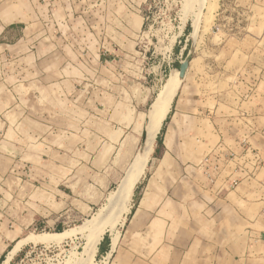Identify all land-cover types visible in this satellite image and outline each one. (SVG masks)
Here are the masks:
<instances>
[{
	"label": "rangeland",
	"instance_id": "374dc122",
	"mask_svg": "<svg viewBox=\"0 0 264 264\" xmlns=\"http://www.w3.org/2000/svg\"><path fill=\"white\" fill-rule=\"evenodd\" d=\"M18 1L3 4L1 12L24 14L25 6ZM140 1L89 0L84 6L30 7L41 17L39 25L43 24L53 38L45 41L47 46L37 48L36 56L32 53L22 60V55L17 56V61L33 67L16 73L20 84L17 92L23 95L17 109L23 111L29 106L35 114L48 116L43 122L46 126L19 122L8 112L0 119L1 127L9 119L17 125V132L10 129L0 135L5 141L0 147V166L5 173L0 180V259L3 255L5 259L0 264L103 263L106 255L99 247L94 261H79L89 231H71L52 242L23 238L70 231L108 208L109 198L142 146L158 91L189 54L187 74L135 189L130 213L125 223L108 229L104 237L108 235L110 241L116 234L120 238L129 231L135 221L132 211L142 194L157 189L161 195L173 186L183 173L182 163L191 165L189 173L210 158L214 159L211 167L215 173L230 165L228 161L236 164L228 166L227 173L240 165L237 162L247 160L250 165L255 162L257 174L263 166L264 0H145L137 5ZM74 16L78 20L65 22ZM195 24L199 26L196 34ZM57 29L70 30L75 36L68 38L70 43L66 42L65 48H56ZM40 60L47 65L46 71L34 68ZM247 63L250 77L254 74L256 79V97L250 103V109L253 104L256 107L255 119L233 118L217 124L187 120L189 132L184 129L185 133L173 136V115L188 94H200V79L210 80L204 83L205 91L224 96L230 90L229 81L241 77ZM23 80L29 84H21ZM143 94L150 100L137 110L134 99ZM224 100L225 107L221 105L218 113L222 109L236 113L231 111V96L225 95ZM205 105L213 109L215 101L209 99ZM214 124L221 132H210ZM131 130L141 134L135 144ZM125 134L129 140L121 141ZM163 141L169 146L164 155ZM196 172L199 175L200 169ZM258 176L264 178V168ZM16 248L18 251L10 256Z\"/></svg>",
	"mask_w": 264,
	"mask_h": 264
},
{
	"label": "crops",
	"instance_id": "0c3cea01",
	"mask_svg": "<svg viewBox=\"0 0 264 264\" xmlns=\"http://www.w3.org/2000/svg\"><path fill=\"white\" fill-rule=\"evenodd\" d=\"M17 2L19 1L0 0V8L5 3L19 4ZM22 2L25 6L24 14L12 12L6 14L0 10V106L3 107L2 109L0 107V119L8 112L9 116L19 118V122L46 126L43 122H47V114H35L29 106L23 111L17 109L23 95L17 92V85L20 84L17 83L19 79L16 78V73H20L19 70L23 72L33 69L26 61H17V56L22 55L20 60L32 53L36 56L38 49L47 46L45 41L49 37L53 38L52 34L44 29L43 24L39 25V22L42 23L41 17L30 7L70 4L84 6L89 0H22ZM144 2L145 0H141L136 4L143 5ZM70 20L69 17L65 22L70 24L78 20V17L74 16V19ZM74 37L70 30L57 29L54 36L56 48L67 47L66 42L70 43L68 38ZM81 37L83 38L82 35ZM79 43L80 41L78 46ZM252 67L254 72L255 66ZM34 68L40 71L48 69L41 60ZM243 69L246 72L241 77L232 81L226 79L231 83L230 90L225 92L224 96L211 95V92L205 91L204 83L210 80L200 79V94H188L182 108L173 115L171 125L173 136L185 133L184 129L189 132L190 124L187 127V120L190 123L206 120L217 124L216 121L233 118L255 119L256 107L253 104L250 109V103L256 97V79L254 74L252 78L250 77L249 63ZM21 84L29 83L23 80ZM225 95L231 96V111L236 113L223 109L220 114L218 113L221 105L225 107ZM209 99L215 101L213 109L205 105ZM149 100L148 95L147 97L145 94L138 95L134 99V107L140 110L144 106V101ZM6 101L10 105L6 106ZM195 104L198 113L195 111ZM235 107L238 109L235 110ZM241 107L246 109L240 110ZM215 124L212 125L213 129L210 132H221ZM10 129L14 133L17 132V125L9 119L5 121V126H0V135L8 133ZM28 130L31 132V129ZM168 131L170 132V128H167ZM129 133H133L135 144L141 134L135 130ZM126 136L127 134L121 141L129 140L130 137ZM3 144L5 141L0 140V147ZM6 144L11 146L9 142ZM167 149L169 146L163 141V155L168 152ZM5 159L12 164L15 162L14 158ZM212 160L214 159H205L201 165L196 164L193 171L195 174L188 171L191 165L182 163L180 167L183 173L177 176L173 186L170 185L165 191H161V195L157 189L144 192L139 205L132 211L135 221L131 229L120 235L116 247L112 245V238L106 244L102 243L103 239L100 242L99 249L102 248L105 257L110 255L107 264H264V178L260 179L258 176L264 168V162L258 174L253 160L251 165L249 160L245 163L242 161V164L237 162L240 165L232 166L227 173L226 168L236 164L228 161L230 165L225 164L226 168H221L220 173H215L211 167ZM198 169L199 175L196 172ZM4 175L0 166V180Z\"/></svg>",
	"mask_w": 264,
	"mask_h": 264
},
{
	"label": "bare ground",
	"instance_id": "6f19581e",
	"mask_svg": "<svg viewBox=\"0 0 264 264\" xmlns=\"http://www.w3.org/2000/svg\"><path fill=\"white\" fill-rule=\"evenodd\" d=\"M198 28V24H195V34L197 33ZM179 74V69H174L171 74H169L165 84L158 91L153 101L152 107H150L151 112L145 131V142L143 143V145L139 149V152L133 159L126 175L120 181L118 187L116 188L112 196L109 198L110 203L109 206H107L108 208L99 211L92 218L88 219L86 222L70 231L65 230L63 232H56L52 234H30L23 238V240L32 239L31 241L34 240L52 242L55 239H60L61 237H64L71 231H89L90 233L87 240V246L84 249L85 251H83L82 255L80 256L81 258L79 259V261L81 262L84 260H90L89 262H91V260L94 259L98 251L99 244L105 235V232L108 229H114L117 224L123 223L125 221L126 214L131 208V201L135 189L139 181L145 174L146 167L155 148V141L157 139V136L160 133L162 125L170 112L172 103L178 92V89L182 86V82L184 79H182ZM118 239V234H116L112 238L113 247H116ZM17 249L18 248L14 249L11 252L10 256L15 254L18 251ZM109 257L110 255L105 257L102 264H107Z\"/></svg>",
	"mask_w": 264,
	"mask_h": 264
},
{
	"label": "water",
	"instance_id": "95a60500",
	"mask_svg": "<svg viewBox=\"0 0 264 264\" xmlns=\"http://www.w3.org/2000/svg\"><path fill=\"white\" fill-rule=\"evenodd\" d=\"M190 58H191V55L189 54L186 57V59L183 62H181V64H180V68H179L180 74L179 75L182 79H184L186 74H187V70H188L189 64H190ZM145 137H146V134L144 133L143 139H142V145L145 142Z\"/></svg>",
	"mask_w": 264,
	"mask_h": 264
},
{
	"label": "trees",
	"instance_id": "16d2710c",
	"mask_svg": "<svg viewBox=\"0 0 264 264\" xmlns=\"http://www.w3.org/2000/svg\"><path fill=\"white\" fill-rule=\"evenodd\" d=\"M186 30H187V31L189 30V26L187 27ZM158 141H159V143H160V142L162 143V141H161V139H160L159 137H158ZM156 156H158V155H156ZM58 231H62V230L59 229ZM108 239H109V237H108V235H106V236L104 237L102 243H105V240H107V242H108ZM99 252L102 253V248H101V247H100V249H99ZM4 259H5V255H3V256L1 257L0 261L3 262Z\"/></svg>",
	"mask_w": 264,
	"mask_h": 264
}]
</instances>
